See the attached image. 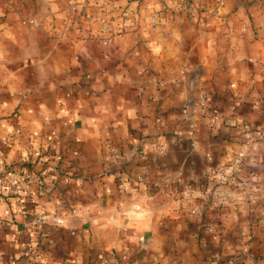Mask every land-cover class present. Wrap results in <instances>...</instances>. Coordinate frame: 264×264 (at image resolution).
I'll use <instances>...</instances> for the list:
<instances>
[{"label": "crops", "instance_id": "1", "mask_svg": "<svg viewBox=\"0 0 264 264\" xmlns=\"http://www.w3.org/2000/svg\"><path fill=\"white\" fill-rule=\"evenodd\" d=\"M211 259L264 264V0H0V264Z\"/></svg>", "mask_w": 264, "mask_h": 264}, {"label": "built area", "instance_id": "2", "mask_svg": "<svg viewBox=\"0 0 264 264\" xmlns=\"http://www.w3.org/2000/svg\"><path fill=\"white\" fill-rule=\"evenodd\" d=\"M217 2L219 4H222V0H217ZM187 4V3H186ZM218 122H219V117L217 115H210L209 116V123L211 125V127H217L218 126ZM246 139L247 141H251L252 137L250 134L246 135ZM158 151H163L164 147L162 145L157 147ZM141 158L142 159H146L147 158V153L146 152H141ZM245 157V151H241L237 154L232 167L234 169H236L240 163L242 162L243 158ZM212 157L208 156V160H211ZM227 169L225 167L224 169V173H222L220 175V178H222L223 180H227ZM235 171V170H233ZM147 168L144 166L142 168V172L136 176L137 181L142 182V183H147L148 182V175H147ZM26 180H35L36 177L35 176H26L25 177ZM25 182V179L20 178V176L16 173V172H11L9 174V176L5 179H3V185L12 193H16L17 189L20 185H22ZM156 185V184H155ZM63 220V217L60 214H54V213H49V212H40L39 214H37L35 216V218L33 219V221L31 222L32 224H37V223H45V222H52V223H61ZM207 230L210 231L211 233H215V228L213 224H210L207 226ZM146 237L145 236H140L139 237V241L141 243H145L146 242ZM210 264H221V262L218 259L213 260Z\"/></svg>", "mask_w": 264, "mask_h": 264}, {"label": "trees", "instance_id": "3", "mask_svg": "<svg viewBox=\"0 0 264 264\" xmlns=\"http://www.w3.org/2000/svg\"><path fill=\"white\" fill-rule=\"evenodd\" d=\"M185 2L188 3V2H190V0H185ZM206 229H207V228H206ZM213 260H214V259H213ZM213 260L211 259V261H210V262H207L206 264H210Z\"/></svg>", "mask_w": 264, "mask_h": 264}]
</instances>
